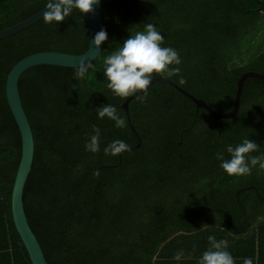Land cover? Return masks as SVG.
<instances>
[{
	"label": "trees",
	"instance_id": "16d2710c",
	"mask_svg": "<svg viewBox=\"0 0 264 264\" xmlns=\"http://www.w3.org/2000/svg\"><path fill=\"white\" fill-rule=\"evenodd\" d=\"M47 0H0V30L33 15ZM108 40L77 80V67L37 65L19 78L35 142L23 202L48 264H198L208 236L228 242L236 264H264V170L227 175L216 153L249 138L264 153V81L245 80L236 116L215 120L163 80L131 100L132 129L107 88L103 60L130 34L152 23L164 46L181 57L170 78L217 111L232 109L240 76L264 73V0H101ZM89 46L82 13L44 19L0 40V264H32L15 227L11 198L21 159V135L6 96L7 75L22 58L42 51L81 54ZM161 76V75H154ZM112 104L126 127L98 119ZM100 150L85 148L93 127ZM129 151L105 155L113 140ZM225 158L228 154L224 153ZM245 182L244 184L236 181ZM245 211V215H244ZM261 224L253 232L252 224ZM184 255L173 259L178 251Z\"/></svg>",
	"mask_w": 264,
	"mask_h": 264
},
{
	"label": "clouds",
	"instance_id": "9594fccd",
	"mask_svg": "<svg viewBox=\"0 0 264 264\" xmlns=\"http://www.w3.org/2000/svg\"><path fill=\"white\" fill-rule=\"evenodd\" d=\"M99 3L100 0H47L43 19L47 24H59L65 21L74 9L79 10L80 14L89 13L94 10V5ZM107 40V31L101 29L94 35L91 43L99 49ZM164 40L162 33L152 23L144 24L142 30L130 34L114 52L103 60V74L107 80V88L117 97H132L142 92V98H146L154 75L171 76L178 73L180 71L178 66L182 62L180 54L175 48L164 46ZM91 67L90 61L81 59L74 77L77 80L85 79ZM95 114L98 119L111 120L116 128L126 127L125 119L112 104L101 105L95 109ZM259 147L256 141L245 138L236 145H225L223 151L216 153V159L227 175L248 176L254 168L264 170V153L251 155V153L259 152ZM85 148L93 153L100 150L99 128L93 127V134L89 137ZM129 150V145L124 140L115 139L105 147L104 153L117 156ZM225 152L228 158H225ZM207 239L208 247L199 256L198 264H236L233 255L228 250L226 240H217L213 235H209ZM183 255L182 250L178 251L173 259L180 260ZM243 264H254V258L245 257Z\"/></svg>",
	"mask_w": 264,
	"mask_h": 264
},
{
	"label": "water",
	"instance_id": "95a60500",
	"mask_svg": "<svg viewBox=\"0 0 264 264\" xmlns=\"http://www.w3.org/2000/svg\"><path fill=\"white\" fill-rule=\"evenodd\" d=\"M44 8L45 6L36 13H34L33 15L29 16L28 18L19 21L18 23H15L12 26L0 30V40L12 36L42 20L43 13L45 11ZM82 15L85 18L89 30V46L85 52L81 54H71V53L58 52V51L36 52L18 61L7 75V80H6L7 101L12 111V114L15 118V121L17 123V126L19 128L21 135V142H22L21 159L15 175L13 189H12V198H11L12 217L15 227L18 231V234L28 251L32 264H48V262L46 260L45 254L37 237L35 236L34 232L32 231L29 225L24 208L23 193H24V187L26 181L32 169L34 151H35V142H34V135L30 122L28 120L27 114L22 104L18 82L21 74L25 70L33 66L57 65L62 67H77L81 59H84L85 61H90L91 63H93L97 59V57L100 55L102 51L104 43L98 49L94 46V44L91 43V40L98 31L104 29V19H103L101 0L99 4L94 5V10L92 12L82 13ZM248 77H257L264 81V73L253 70L244 72L237 81V90L233 102V107L232 109L224 112L215 110L204 99L195 96L194 94L187 91L186 89L178 85L170 78H167L165 76H154L152 83H154L157 80H163L168 82L169 84L175 86L179 91L184 93L186 96L191 98L196 103L197 108L205 109L213 116L215 120H218L221 118H232L236 116L240 108V101H241L244 83ZM141 93L142 92H139L138 94L133 95L132 97H128L122 104L123 109L126 111L127 120L130 126L137 133L139 137V143L134 148H139L141 146V139L139 133L137 132L136 128L133 126L131 122L129 104L132 99H134ZM247 188L254 189L256 191L257 196H259L260 198H264L259 193V190L255 185H249L247 187L237 190L236 197L239 199V191ZM244 215H245V211H244Z\"/></svg>",
	"mask_w": 264,
	"mask_h": 264
},
{
	"label": "rangeland",
	"instance_id": "374dc122",
	"mask_svg": "<svg viewBox=\"0 0 264 264\" xmlns=\"http://www.w3.org/2000/svg\"><path fill=\"white\" fill-rule=\"evenodd\" d=\"M238 183L237 186H239L240 184H244L245 182H242L241 180L239 182L236 181V184ZM263 222V219L262 220H259L258 223L256 224H252L251 228L249 231L253 232L254 229L257 227V224H261Z\"/></svg>",
	"mask_w": 264,
	"mask_h": 264
}]
</instances>
